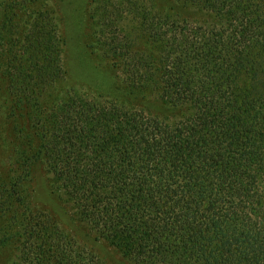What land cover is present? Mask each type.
Returning <instances> with one entry per match:
<instances>
[{"label": "trees", "instance_id": "1", "mask_svg": "<svg viewBox=\"0 0 264 264\" xmlns=\"http://www.w3.org/2000/svg\"><path fill=\"white\" fill-rule=\"evenodd\" d=\"M176 2L209 19L121 0L91 44L99 64L172 113L74 87L51 112L38 110L35 158L96 244L30 209L24 165L2 198L20 207L3 237L18 236L12 264H112L98 247L105 242L132 264H264V0ZM129 15L133 22L114 23ZM54 56L51 85L65 75ZM32 74L34 92L48 76Z\"/></svg>", "mask_w": 264, "mask_h": 264}, {"label": "rangeland", "instance_id": "2", "mask_svg": "<svg viewBox=\"0 0 264 264\" xmlns=\"http://www.w3.org/2000/svg\"><path fill=\"white\" fill-rule=\"evenodd\" d=\"M120 1L0 0V199L8 194L11 177L16 178L19 169L25 165L27 175L22 177L19 187L30 209L47 212L64 232L73 233L80 240L88 238L94 244L96 234L89 231L75 217V210L52 191L53 178L46 162L35 158L42 133L37 119L39 109L43 113L51 112L58 101H64L70 87L80 88L83 93L113 97L127 106L153 114L173 112L155 94L140 90L132 92L120 69L98 62L100 57L91 44L98 43L97 31L106 11H114ZM154 1L161 8H175V12L189 19H209L204 11L180 8L176 0ZM128 22H133L131 15L114 23ZM100 40L105 41V38ZM54 54H59L55 69L60 65L65 75L60 82L51 85L52 73L48 69L54 61ZM25 69L30 72L26 73ZM35 71L40 80V73L48 77H43L46 84L31 92L26 84ZM33 78L35 83L34 75ZM114 80L121 90L112 84ZM19 210L12 198L0 200V264H12L18 252V236L6 244H3V237L6 230H10L8 234L15 230L14 227L8 228L11 223L8 221ZM98 247L112 264H132L106 242Z\"/></svg>", "mask_w": 264, "mask_h": 264}]
</instances>
